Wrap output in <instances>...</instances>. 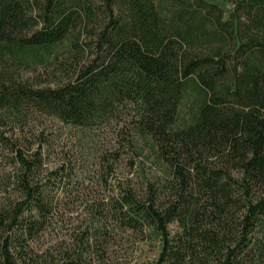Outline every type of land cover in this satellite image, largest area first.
I'll return each mask as SVG.
<instances>
[{
	"label": "trees",
	"instance_id": "obj_1",
	"mask_svg": "<svg viewBox=\"0 0 264 264\" xmlns=\"http://www.w3.org/2000/svg\"><path fill=\"white\" fill-rule=\"evenodd\" d=\"M66 52L55 84L24 77ZM48 118L73 137L54 194ZM118 239L264 264V0H0V264H123Z\"/></svg>",
	"mask_w": 264,
	"mask_h": 264
},
{
	"label": "rangeland",
	"instance_id": "obj_2",
	"mask_svg": "<svg viewBox=\"0 0 264 264\" xmlns=\"http://www.w3.org/2000/svg\"><path fill=\"white\" fill-rule=\"evenodd\" d=\"M87 29H88L87 26L85 27L81 26L78 30L76 29V31L74 32V34L79 35L78 41L80 42V44L84 45L85 44L84 42L88 40ZM72 36L74 35L72 34ZM68 54L69 52H66L65 54L60 56L61 57L60 61L62 62L55 61L48 67L36 66L31 69L30 68L26 69L23 72L24 77H28L32 80L42 82L43 84L49 82L51 84H55L58 80L64 78L67 75L66 69L70 67L69 65L70 57ZM88 56H89V51L87 49H84L82 51V55L79 56L80 62L86 60ZM41 119L44 120V118ZM40 122L41 121L32 122L30 124L31 126H29L28 129L36 130L38 132L40 129L44 128L45 137L54 136L57 130H59V132H62L60 133L59 137L52 140L54 142L53 147H49V149L44 150L45 166H44V171L41 174V177L43 178V181L49 185V188L51 189L52 192L51 194H54V193H58L59 189L57 188V184L53 179L52 180L48 179L47 170L53 169L59 164L64 152L70 149L73 137H68L64 132L65 130L62 129L61 124H59L55 119L48 118L47 120L42 121L43 124ZM18 134L20 135L22 134V132L19 131ZM25 138H27L25 140L28 141V143L31 145L32 148L36 147L39 140L42 139V137H39L35 134H30L28 132ZM152 165L153 163L150 160L145 163V170H148V173H152V171L154 170L152 169L153 167ZM135 168L133 169V171L131 169L129 170L128 160L127 157H125L118 165L117 177L118 178L123 177L127 173H130V176L134 177L135 179L137 178L136 177L137 169ZM171 227L172 229L176 228L174 224L171 225ZM48 236H51V234ZM114 246H115L114 249L115 250L117 249V253L119 255L118 256L119 261L122 262L123 264H149L156 255V250H157V244H155L154 242L136 243L125 239L123 240L118 239Z\"/></svg>",
	"mask_w": 264,
	"mask_h": 264
}]
</instances>
